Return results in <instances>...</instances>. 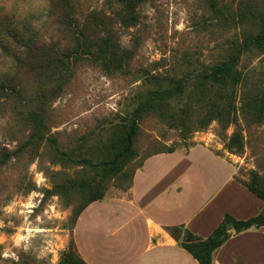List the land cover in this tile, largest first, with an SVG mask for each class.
<instances>
[{
	"label": "rangeland",
	"instance_id": "1",
	"mask_svg": "<svg viewBox=\"0 0 264 264\" xmlns=\"http://www.w3.org/2000/svg\"><path fill=\"white\" fill-rule=\"evenodd\" d=\"M68 1L79 22L112 17L120 67L77 54L50 95L51 69L17 70L14 57L32 39L75 51L73 34L48 0H0V264H79L71 235L87 194L128 188L175 145H208L264 195V0H140L126 25L116 0ZM222 62L225 81L205 77ZM144 101L131 152L115 159L118 124Z\"/></svg>",
	"mask_w": 264,
	"mask_h": 264
},
{
	"label": "crops",
	"instance_id": "2",
	"mask_svg": "<svg viewBox=\"0 0 264 264\" xmlns=\"http://www.w3.org/2000/svg\"><path fill=\"white\" fill-rule=\"evenodd\" d=\"M263 207L224 155L201 143L175 145L147 157L128 188L87 203L72 244L85 264H202L187 244ZM210 264H264V223L224 238Z\"/></svg>",
	"mask_w": 264,
	"mask_h": 264
},
{
	"label": "trees",
	"instance_id": "3",
	"mask_svg": "<svg viewBox=\"0 0 264 264\" xmlns=\"http://www.w3.org/2000/svg\"><path fill=\"white\" fill-rule=\"evenodd\" d=\"M139 1L140 0H116V3H118L120 8L119 10H116L113 15L115 19H117L116 21L123 25L134 23V11ZM48 3L49 8L53 10V14L57 13V11L60 12V23L67 26L69 29V31H67L73 34L72 39H70V45L74 46L75 51H69V49L66 51H59L51 44H36L34 43L33 39L27 40L26 43H24L22 51V56L24 55V57L22 59L17 56L14 57L16 64L18 60V65L16 67L17 70L24 67L28 72H32L34 75L39 76L44 70L51 69V72L54 74V76H48L50 82L53 83V88L49 90V94L56 95L61 91L62 85L67 81L71 73L68 64L70 58L73 60L76 58L77 54L90 56L96 52L98 55H100V57H112L114 65H116V67H120L121 60L117 59L118 44L112 39V29L110 27L112 17L105 15V13L95 12L93 15L84 18L82 22H79L75 17L73 18L71 16L72 9L68 5V0H48ZM96 30H99V34H96L94 37H92L90 31ZM31 57H33L36 61L35 64H33ZM231 68L232 66L230 63L222 62L220 65L212 68L211 73L205 77L211 81L223 82L225 81V78L230 76L229 72ZM56 71L59 73L61 72L60 75H56ZM151 107H153V105L147 101L140 102L134 109L132 118L129 120H124V122L118 124L120 132L115 139V143L117 144L116 147H123V152H120V154H115V159L120 157L121 160H123L128 157L131 152V143L138 132L137 120L139 119V115H141L142 111ZM246 187L264 201L263 194L257 192L249 186ZM97 195L98 194L92 193L87 194V198L81 209L90 201L101 198ZM263 223L264 207L257 215L246 220L231 219L228 226L221 229L214 236L204 241L189 243L186 246L192 250L196 256L199 257L202 264H210L211 251L215 249L224 238L234 232L246 229L252 225H261ZM78 262L79 264H85L80 257ZM65 264L74 263L66 262Z\"/></svg>",
	"mask_w": 264,
	"mask_h": 264
}]
</instances>
